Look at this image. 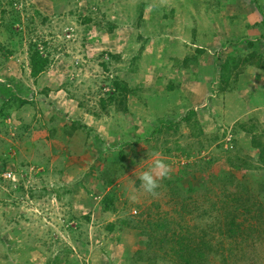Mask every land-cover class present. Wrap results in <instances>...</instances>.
<instances>
[{
  "label": "rangeland",
  "instance_id": "1",
  "mask_svg": "<svg viewBox=\"0 0 264 264\" xmlns=\"http://www.w3.org/2000/svg\"><path fill=\"white\" fill-rule=\"evenodd\" d=\"M0 264H264V0H0Z\"/></svg>",
  "mask_w": 264,
  "mask_h": 264
},
{
  "label": "clouds",
  "instance_id": "2",
  "mask_svg": "<svg viewBox=\"0 0 264 264\" xmlns=\"http://www.w3.org/2000/svg\"><path fill=\"white\" fill-rule=\"evenodd\" d=\"M168 166L160 160H156L150 167L142 171L136 178L140 181L141 187L148 193H155L159 187L158 178L167 175Z\"/></svg>",
  "mask_w": 264,
  "mask_h": 264
},
{
  "label": "trees",
  "instance_id": "3",
  "mask_svg": "<svg viewBox=\"0 0 264 264\" xmlns=\"http://www.w3.org/2000/svg\"><path fill=\"white\" fill-rule=\"evenodd\" d=\"M36 57V58H35ZM47 67V60L44 58L39 57V54H35L34 58L31 59V76L36 78L38 75L43 73ZM115 85H118L117 82H115ZM21 104H28L26 100H19ZM114 200L115 197L113 194L107 196L104 198V209L106 211H111L114 207Z\"/></svg>",
  "mask_w": 264,
  "mask_h": 264
},
{
  "label": "built area",
  "instance_id": "4",
  "mask_svg": "<svg viewBox=\"0 0 264 264\" xmlns=\"http://www.w3.org/2000/svg\"><path fill=\"white\" fill-rule=\"evenodd\" d=\"M4 176H9V174H5ZM135 213V212H134Z\"/></svg>",
  "mask_w": 264,
  "mask_h": 264
}]
</instances>
